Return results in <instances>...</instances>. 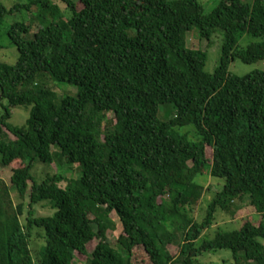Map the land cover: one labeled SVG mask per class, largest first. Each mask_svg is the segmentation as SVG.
Here are the masks:
<instances>
[{
  "label": "trees",
  "instance_id": "trees-1",
  "mask_svg": "<svg viewBox=\"0 0 264 264\" xmlns=\"http://www.w3.org/2000/svg\"><path fill=\"white\" fill-rule=\"evenodd\" d=\"M53 1L0 0V50L8 16L38 8L41 20L11 23L19 55L0 61L2 164L29 199L23 223L24 204L0 179V264H34V228L44 230L41 264H76L78 253L89 264H200L219 250L236 264H264V71H230L235 61L264 60V0H220L211 13L200 0H60L67 12ZM189 32L208 47L221 34L213 73ZM244 35L256 41L243 47ZM52 80L78 91L59 94ZM19 106L31 107L23 128L10 122ZM162 106L173 116L161 119ZM38 163L77 164L82 176L38 180ZM204 176L223 188L198 221ZM44 200L52 216H37ZM245 200L256 215L204 235ZM113 212L120 248L108 236Z\"/></svg>",
  "mask_w": 264,
  "mask_h": 264
},
{
  "label": "rangeland",
  "instance_id": "rangeland-1",
  "mask_svg": "<svg viewBox=\"0 0 264 264\" xmlns=\"http://www.w3.org/2000/svg\"><path fill=\"white\" fill-rule=\"evenodd\" d=\"M28 0H2V2L8 7H12L16 3H23L27 2ZM203 4L205 12L211 13L219 4L220 0H200ZM53 3L58 5L61 10L67 12L66 5L62 3L60 0H54ZM82 6L81 4L79 5ZM38 8H33L31 12H20L16 14H11L7 17L6 24L3 27L1 32L2 37V44L4 48L0 50V61L7 62V63H15L18 58V50L15 45L11 43L10 38L6 35L7 27L13 23L14 21L21 20L27 18L29 21H32L35 25L41 22L40 18L37 15ZM221 34L217 33L213 37V43L210 47L207 46L206 42L200 41L197 39L191 32L188 33V43L190 47L201 48V49H208V62L206 66V70L210 73H213L220 64L221 60V47L223 40ZM256 41L250 35H244L239 39L241 46L246 47L250 43ZM256 70H263L264 71V60L258 61L253 64H245L242 61H235L230 66V71L234 74H238L240 76H245L253 71ZM47 83V82H45ZM47 84L51 85L53 88L57 90L59 94H65L67 91L69 92H77L78 88L76 86H70L65 84H60L52 81H49ZM7 103V101H4ZM172 108V107H171ZM173 109V108H172ZM3 107L2 103L0 102V114L2 113ZM31 107L29 106H19L13 109V114L10 122L20 128H23L27 124V120L30 116ZM168 109L165 106H162L160 117L163 120H167L173 114H168ZM190 127L183 129V131H189ZM193 137V136H192ZM195 138V137H193ZM59 172L63 174L67 179L68 178H79L82 176V169L79 165L75 166H64L59 168L58 165H53L52 167L47 166L43 163H38L33 170L34 176L38 180H43L49 174H54L55 172ZM12 169L10 167H4L2 164V154L0 153V179H2L8 186H10V191L14 200L15 205L20 203L24 204V215L21 216V221L26 223V216L28 213V206H29V199L22 200L18 194L16 193L15 189L11 187V176H12ZM202 183L206 187V192L200 204L194 207L192 212V216L198 220L202 221L206 215L207 205L210 200L214 197L217 191H220L223 188L222 180L216 179L212 176H204L201 179ZM67 181L62 182L60 185L65 187ZM237 206L234 208L235 213H228V212H220L218 214L217 220L214 223L213 227L208 229L204 235L208 238H213L217 229L223 228L226 230H233L239 228L244 219L249 218L250 216L256 215V209L251 206L247 200L244 203H237ZM37 210V216H52L56 209L53 208V204L50 200H44L35 205ZM108 219L110 222V230L108 232V236L110 241L117 247H119L118 238L122 231V225L118 215L113 212L108 215ZM43 229L34 228L33 230V237L31 240V251L32 256L34 258V264H41L42 259V250L45 246L46 242L45 239L42 237V233L44 232ZM95 246V243L92 244L91 248ZM120 248V247H119ZM173 253H177L178 249L176 247L171 248ZM141 259L137 258V264L140 263ZM76 264H89L87 256L78 253ZM145 264V263H144ZM200 264H236L233 253L229 250H219L216 253H206L201 260Z\"/></svg>",
  "mask_w": 264,
  "mask_h": 264
}]
</instances>
